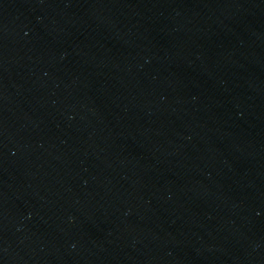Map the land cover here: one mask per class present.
<instances>
[{"label": "water", "instance_id": "1", "mask_svg": "<svg viewBox=\"0 0 264 264\" xmlns=\"http://www.w3.org/2000/svg\"><path fill=\"white\" fill-rule=\"evenodd\" d=\"M0 264H264V0H0Z\"/></svg>", "mask_w": 264, "mask_h": 264}]
</instances>
